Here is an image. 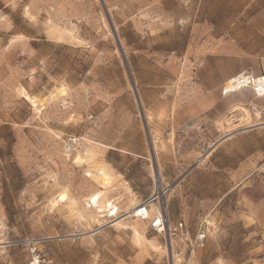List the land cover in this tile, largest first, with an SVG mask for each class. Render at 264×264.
<instances>
[{"label":"rangeland","instance_id":"obj_1","mask_svg":"<svg viewBox=\"0 0 264 264\" xmlns=\"http://www.w3.org/2000/svg\"><path fill=\"white\" fill-rule=\"evenodd\" d=\"M241 73L264 78V0H0V264H264V95L226 92ZM154 194L188 240L133 217Z\"/></svg>","mask_w":264,"mask_h":264},{"label":"built area","instance_id":"obj_2","mask_svg":"<svg viewBox=\"0 0 264 264\" xmlns=\"http://www.w3.org/2000/svg\"><path fill=\"white\" fill-rule=\"evenodd\" d=\"M248 81L251 83L246 84V86H251L254 92L257 94L263 92L260 87L253 88V83L251 81V76ZM241 82V81H240ZM244 86V87H246ZM73 149V141H69L63 147L64 153H71ZM159 199V194L151 195L149 198L143 200L133 211L132 215L134 218L139 219L141 221H146L148 224V229L155 233H165L168 236L174 237L179 240L186 239L188 240V231L186 230L185 224L183 222H178L174 225H170L167 219L166 209L162 206L155 207L152 210V206L155 204L154 202ZM207 239V230L204 227L197 230L194 240H189V244L193 248H203ZM32 264H39L37 258L33 259Z\"/></svg>","mask_w":264,"mask_h":264},{"label":"bare ground","instance_id":"obj_3","mask_svg":"<svg viewBox=\"0 0 264 264\" xmlns=\"http://www.w3.org/2000/svg\"><path fill=\"white\" fill-rule=\"evenodd\" d=\"M251 77H252L251 78V81H252V83L254 85L253 88L255 89L257 87H260V89L263 91L264 90V78L263 77H260V78L257 77V78H255L253 76H251ZM248 79H250V78L249 77H245L244 76V73H241L238 76L234 77V79L232 78V79L228 80V84L229 85L224 84V85H226L225 88H224V90L226 92H232V91H235L237 89H241L242 87L246 86V84L251 83L250 81H248ZM258 94H260L261 96H263L264 95V91L263 92H260ZM76 161L78 163H80L82 161V159L80 158V156H76ZM89 175L92 177L93 181L99 187V191L98 192L92 194L88 199H86V202L88 204H92L93 205L92 207H94L95 210H96L95 212L98 213L97 215H95V216L92 215L89 218H91L98 225H101L100 220L105 217L103 215V213L106 212V211L107 212H111L112 209H113V207H114L111 202H109V201H106V202L102 201V197L104 195V190H106L109 187L108 185L110 184V179L111 178H110L108 172L106 170H102V169L99 170L97 172V174H95V175L94 174L93 175L89 174ZM59 197H60V201H63L65 199L64 198V195H61ZM88 204H87V207L90 206V205L88 206ZM136 205H137V203L131 201L128 209L131 210ZM128 212H130V211H128ZM131 230H132L134 236L136 237V239L137 238H141V235L139 234V232L133 226L131 227Z\"/></svg>","mask_w":264,"mask_h":264}]
</instances>
